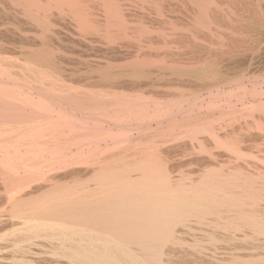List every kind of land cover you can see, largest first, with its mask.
Masks as SVG:
<instances>
[{
	"label": "bare ground",
	"instance_id": "bare-ground-1",
	"mask_svg": "<svg viewBox=\"0 0 264 264\" xmlns=\"http://www.w3.org/2000/svg\"><path fill=\"white\" fill-rule=\"evenodd\" d=\"M0 205V264H264V0H0Z\"/></svg>",
	"mask_w": 264,
	"mask_h": 264
},
{
	"label": "rangeland",
	"instance_id": "rangeland-1",
	"mask_svg": "<svg viewBox=\"0 0 264 264\" xmlns=\"http://www.w3.org/2000/svg\"><path fill=\"white\" fill-rule=\"evenodd\" d=\"M166 28H168V25L166 26ZM169 28H170V27H169ZM162 29H163V28H162ZM184 46H185V45H184ZM184 46L182 45L181 49H185L186 47H184ZM183 47H184V48H183ZM68 55H69V57L71 56V57L74 58V57H77L78 53L74 54L73 52H68ZM74 55H75V56H74ZM13 56H14V55H11L10 57H12V60L15 59V60H13L14 62H16V63L18 62L19 65H21V64H22V65H25V64H26V63L24 64V62H26V61H23V60H25V58H24L23 56H21V55H16V54H15L16 57H15V56L13 57ZM23 58H24V59H23ZM16 59H17V61H16ZM19 59H21V60H19ZM69 66H70V65H69ZM18 69H19V68H18ZM249 154H250V153H249ZM246 156H247V155H246ZM243 158H244V156H243ZM245 158H246V157H245ZM188 165H191V164H188ZM195 165H196V164H194V163L192 164V166H187V164H186V166H185V164H184V165H182V166L180 167V169L178 168L177 171L180 172V170H181V168H182V171H183V172H186V171H188V170H192V169H194V168L197 166V165H196V166H195ZM194 166H195V167H194ZM182 171H181V172H182ZM2 206H3V207H2ZM4 209H5L4 205H0V210H1V211H0V214H1V215H2V212L5 211ZM2 210H3V211H2ZM3 214H4V212H3ZM2 242H4V241H2ZM44 246H48L47 243H45ZM44 246H43V245L40 246V247H39V248H41L40 250H43V251H44V250H48V247L46 248V247H44ZM4 256L6 257L7 255H4ZM8 258H11V257L8 255ZM8 258L6 257V259H5L4 261H9Z\"/></svg>",
	"mask_w": 264,
	"mask_h": 264
}]
</instances>
